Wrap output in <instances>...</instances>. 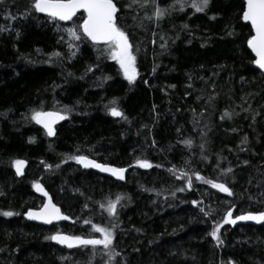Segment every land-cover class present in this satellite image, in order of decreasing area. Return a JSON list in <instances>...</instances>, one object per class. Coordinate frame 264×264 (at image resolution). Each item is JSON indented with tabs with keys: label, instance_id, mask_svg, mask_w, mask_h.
<instances>
[{
	"label": "trees",
	"instance_id": "16d2710c",
	"mask_svg": "<svg viewBox=\"0 0 264 264\" xmlns=\"http://www.w3.org/2000/svg\"><path fill=\"white\" fill-rule=\"evenodd\" d=\"M28 4H0V28L6 29L0 31V212L19 213L0 215V264H86L91 246L67 250L46 237L63 232L97 238L93 225L107 227L110 222L119 223L114 247L121 253L111 264H264V224H225L220 247L208 235L213 222L230 209L233 218L264 211V74L247 46L253 31L242 19L244 1L211 0L206 13L186 7L159 27L148 20L141 26L145 11L139 8L138 19L132 12L121 17L118 23L128 31L134 49L139 48V76L133 84L115 61L106 55L98 60L91 43L71 41L64 30L79 24L82 13L69 23L58 22L57 31L41 13L24 18ZM161 36L166 48L160 47ZM69 42L79 45L75 57ZM90 65L94 70L86 72ZM104 76L112 79L105 81ZM114 99L127 120L109 114L106 106ZM40 109L67 116L54 139L30 119ZM226 110L234 113L231 120L221 119ZM244 136L247 144L241 143ZM186 139L193 141L192 147L182 143ZM74 155L129 168L126 183L82 169L67 159ZM15 159L27 162L23 178L12 166ZM137 159L153 166L140 168ZM229 166L233 173L223 175L221 170ZM181 172L192 178L191 189L186 178H178ZM196 173L227 182L235 195L197 180ZM35 182L71 222L46 228L25 219L28 210L44 204ZM118 195L124 199L114 219L99 204ZM193 200L202 204L193 205ZM200 207L213 215L205 217ZM108 259L97 252L93 264H108Z\"/></svg>",
	"mask_w": 264,
	"mask_h": 264
},
{
	"label": "snow or ice",
	"instance_id": "6c2138e0",
	"mask_svg": "<svg viewBox=\"0 0 264 264\" xmlns=\"http://www.w3.org/2000/svg\"><path fill=\"white\" fill-rule=\"evenodd\" d=\"M5 0H0V4H4ZM211 0H173L172 3L167 5H162L160 0H128L126 4H121L119 0H29V4L25 11L21 14L24 18L32 16L34 13L44 14L50 22L57 27V31H60L58 22H68L73 21L74 17H77L78 13H82L79 17L80 23L76 24L73 27H68L64 31L71 37V41H87L92 44L93 47L97 49V59L99 60L102 56H107L111 60L115 61L119 65V70L122 73L124 79H126L129 84L135 83L139 72L137 69V55L136 52L139 51V48L134 49V45L130 40L129 33L125 28L121 26L118 21L121 17H126L129 12L136 13V9L139 8L145 11L143 18H140V24L142 26L143 20H148L154 22L157 27L160 26V22L170 17L174 12H183L186 7H191L195 10L196 13H206ZM151 9V14H148V10ZM13 19L15 17H12ZM134 20L138 19V13L133 15ZM211 19H216V16L213 15ZM242 19L245 22H248L251 26V29L254 30V35L247 40V46L255 53L254 63L260 68L264 69V0H245V7L242 10ZM184 28H188L187 24L183 25ZM6 29L0 28V31ZM228 35H232V31H228ZM155 35V33H153ZM19 36V33H17ZM63 40V36H61ZM163 41L160 44L161 48L167 47V41L164 40V37L161 36ZM153 43L155 41L153 40ZM103 45V48L98 46ZM69 48L74 49L71 52L73 57L76 56L79 51V45L69 42ZM53 56H61L60 52H54ZM98 67V65H96ZM94 70V66L90 65L86 72H91ZM155 71V69H153ZM71 75V73H69ZM111 76H104L103 80H111ZM147 83V81H145ZM191 87V85H189ZM172 87H175L174 85ZM111 107L106 106L108 112L113 117H118L123 120H127V116L116 106V100H112ZM244 111H249V109H244ZM233 112L224 111L221 119L231 120L233 118ZM257 112L255 115H259ZM238 115V113H236ZM67 116L62 114L60 111H45L43 109L33 110L30 116V119L38 125H42L46 130L48 136H55L54 125L66 119ZM253 122H255V117H253ZM233 132L237 131L236 128L232 129ZM206 135V134H205ZM29 142H34L33 139H30ZM153 145L155 141L153 140ZM183 144L192 147L193 141L191 139H186L182 141ZM242 144L248 143V137L244 136ZM200 149L203 151L205 144L201 143L199 145ZM246 149L241 148V151ZM79 151V150H78ZM203 159L207 160L208 157L203 156ZM67 159L74 160L78 164H81L84 168L98 169L100 172L110 173L111 175L117 177L120 180H123L124 173L127 171L126 168H117L112 167L106 163L97 162L94 159H90L86 155H74L69 156ZM26 161L21 159H15L12 162V166L15 168L16 175L22 176L24 174L23 169L26 166ZM244 165H248L249 161L245 160ZM136 166L140 168L150 169L153 165L142 159L136 160ZM49 169L51 165H46ZM59 167V165H56ZM219 168V164H217ZM173 175L177 174L175 168L169 169ZM233 168L229 166L227 169H222L221 172L223 175L227 176L233 173ZM196 179L202 181L203 183L210 184L212 188L217 189L222 193H226L228 196H234V190L228 186L227 182H217L216 180L206 179L199 175L195 174ZM178 178H186L187 187L191 189L192 187V178L188 175L187 172H181ZM251 183V181H249ZM35 189L38 192H41L43 195L48 196V193L44 190L43 186L35 182ZM184 188H178L177 191L183 192ZM4 195L0 191V196ZM159 195V193H158ZM175 195V193H173ZM264 196V192L260 194ZM124 199L123 196L118 195L115 200L108 199L107 203H100V209L106 211L108 215L114 219L117 218V206L120 205L121 200ZM193 205L199 206L202 204V201H191ZM199 211L205 216L210 217L213 215L211 210L206 211L204 207H200ZM233 209L228 210L222 219L218 222H213L211 231L208 233L216 242V246L220 247L224 244V240L221 236V228L225 224L235 226L238 221H253L256 224H264V211L260 212H246L236 215L233 218ZM0 215L5 217H12L14 215H19V213L14 211H2ZM27 218L31 220H38L45 224H52L53 221L60 220H69L70 217L64 215L60 208L52 203V199L48 196V203L43 205L39 211H28ZM85 224H90V220H85ZM119 227V223H111L107 227H101L99 225H93V231L99 233V238H85L83 236L75 235H66L61 232H56L55 234L46 237V239L55 241L58 244L65 245L68 248H82L88 249L91 246V251L89 252V259L86 261V264H93L97 252H101L102 255H106L108 259V264H111V261L115 256L121 255V253L115 251L114 240H115V229ZM140 231V229H136ZM18 250V249H17ZM0 251H4L3 248H0ZM134 251H139V249H134ZM61 260L70 259V257H61ZM127 264V261L124 262ZM223 264V262H222ZM228 264H235L234 261L229 260ZM256 264H261L260 261H257Z\"/></svg>",
	"mask_w": 264,
	"mask_h": 264
},
{
	"label": "water",
	"instance_id": "95a60500",
	"mask_svg": "<svg viewBox=\"0 0 264 264\" xmlns=\"http://www.w3.org/2000/svg\"><path fill=\"white\" fill-rule=\"evenodd\" d=\"M244 1V3H245V0H243ZM80 13H78L77 15H79ZM44 15V14H43ZM75 18V17H74ZM73 18V19H74ZM69 22H71V21H68V22H62V23H69ZM246 23H248V22H246ZM249 24V23H248ZM250 25V24H249ZM253 31V35L255 34L254 33V30H252ZM249 48V47H248ZM249 50L251 51V49L249 48ZM251 53L254 55V57H255V53H253L252 51H251ZM255 59H256V57H255ZM256 67L264 74V69H260L257 65H256ZM66 119H64V120H61V121H59V122H57L55 125H54V128H55V132H56V127L57 126H59L60 124H62L64 121H65ZM38 125V124H37ZM40 128H42L45 132H46V130L43 128V126L42 125H38ZM55 136H56V134H55ZM55 136H48L49 138H51V139H54L55 138ZM91 159V158H90ZM98 162V161H97ZM109 165V164H108ZM79 166L82 168V169H84V170H86V171H93V172H96L97 174H99V175H101V176H103V177H106V178H110V179H113L114 181H116V182H119V183H122V184H125L126 183V177H127V173L129 172V168H126L127 169V171L124 173V179L123 180H120V179H118L117 177H115V176H113V175H111L110 173H106V172H100L98 169H92V168H88V169H86V168H84L81 164H79ZM110 166H112V167H115V166H113V165H110ZM26 167H27V163H26V166L24 167V169H23V172H24V174L22 175V176H18L19 178H23L24 177V175H25V170H26ZM41 184V183H40ZM42 185V184H41ZM43 186V185H42ZM43 188H44V190L47 192V190L45 189V187L43 186ZM35 191H36V193L41 197V198H43L44 199V204L43 205H45V204H47L48 203V196H50L51 197V195L48 193V196H45V195H43L41 192H38L36 189H35ZM51 199H52V197H51ZM52 203H54L53 202V200H52ZM55 204V203H54ZM56 205V204H55ZM57 206V205H56ZM43 207V206H42ZM41 207V208H42ZM58 207V206H57ZM40 208V209H41ZM40 209H31V211H39ZM61 210V209H60ZM28 211H30V210H28ZM27 211V212H28ZM27 212L25 213V215H24V217H25V219L27 220V221H30V222H32V223H36V224H38V225H41V226H43V227H46V228H52L54 225H58V224H63V223H67V222H71V218L69 219V220H60V221H53V223L52 224H45V223H43V222H41V221H38V220H31V219H28L27 218ZM61 212H62V210H61ZM63 213V212H62ZM64 214V213H63ZM65 215V214H64ZM246 224H252V225H261V224H256L255 222H253V221H238L237 222V224L235 225V226H239V225H246ZM62 233V232H61ZM63 234H66V233H63ZM66 235H69V234H66ZM51 242L53 243V244H55V245H57V246H60V247H63V248H65V249H67V250H75V249H77V248H68V247H66L65 245H62V244H58V243H56L55 241H52L51 240Z\"/></svg>",
	"mask_w": 264,
	"mask_h": 264
},
{
	"label": "bare ground",
	"instance_id": "6f19581e",
	"mask_svg": "<svg viewBox=\"0 0 264 264\" xmlns=\"http://www.w3.org/2000/svg\"><path fill=\"white\" fill-rule=\"evenodd\" d=\"M64 224V223H63ZM246 225H252V224H246ZM262 225V224H261ZM256 226H258V225H256Z\"/></svg>",
	"mask_w": 264,
	"mask_h": 264
}]
</instances>
